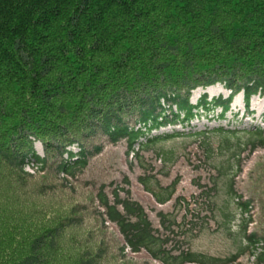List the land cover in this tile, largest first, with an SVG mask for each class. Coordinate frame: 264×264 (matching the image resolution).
<instances>
[{
  "label": "trees",
  "instance_id": "16d2710c",
  "mask_svg": "<svg viewBox=\"0 0 264 264\" xmlns=\"http://www.w3.org/2000/svg\"><path fill=\"white\" fill-rule=\"evenodd\" d=\"M215 81L226 97L201 94L189 103L190 90ZM240 91L245 114L250 95L264 96V0H0V188L22 191L53 169L58 183L91 173L99 180L95 187L83 181L91 210L120 252H144L158 264H264V132H242L231 154L237 172L228 171L231 161L224 169L206 163L203 153L197 163L203 142L192 140L170 161L161 142L178 133L147 137L188 122L198 107L216 105L223 117ZM73 142L77 151H65ZM36 160L35 176L22 170ZM243 165L248 174L240 181ZM222 171L231 174L219 208L215 177ZM75 200L67 212L82 209ZM0 207V264H48L60 223L37 236L28 218L6 223ZM232 222L234 253L209 259L189 250L192 234L228 231Z\"/></svg>",
  "mask_w": 264,
  "mask_h": 264
},
{
  "label": "rangeland",
  "instance_id": "374dc122",
  "mask_svg": "<svg viewBox=\"0 0 264 264\" xmlns=\"http://www.w3.org/2000/svg\"><path fill=\"white\" fill-rule=\"evenodd\" d=\"M221 85L222 83L215 81L205 87L198 86L193 88L189 91V103L195 104L201 94H206L207 100L217 95L226 97L229 91ZM192 111L195 116L188 122L176 123L173 128L160 130L157 133V135L178 133V135L169 137L161 142L162 149L170 161L185 152L184 146L191 144L192 140H197L203 143L202 148L200 147L199 149V145H197L198 149L197 147L195 148L197 150L195 161L198 163L203 158V153L206 163L216 168L220 169L222 167L224 169L227 168L226 163L231 161V154L234 152L235 147L244 141L243 131L258 129L264 132V96L258 94L250 95L248 101L249 113L247 114L244 112L241 91L232 97L223 117L218 116L220 108L216 105L209 107L207 110L203 107H198ZM233 129H238L239 131L235 133L232 131ZM157 130L159 129L157 128ZM151 134L148 133V135ZM32 144L38 158H44L42 146H39L41 143L35 139ZM140 147L138 146V148ZM77 148L78 146L73 142L66 145L64 149L65 151L76 152ZM201 149L203 150L200 151ZM66 156L67 154L63 153L61 157L65 160ZM260 159H264L263 154L259 155ZM158 162L159 160H157ZM27 163L28 165L22 166V170L29 175H34L38 171V167L41 166V163L37 160ZM51 164V167L54 166L53 163ZM233 164L235 165L231 161L228 171L232 172L234 170L233 172H237V169L235 171L233 168ZM248 165L250 166L249 168L252 167V163H248ZM259 168H263V166H259ZM240 172L242 174L240 181L243 178L246 180L243 175L245 173L248 174V172L244 165ZM230 174L228 172L225 174L222 171L220 175L215 177L216 196L214 202L217 203L219 208H222V201L226 198L225 192L227 191V180ZM45 176L44 178L41 175L39 177L35 176L33 182L28 183L26 186L24 185L22 191H15L13 185L1 187L0 205L3 206L1 216L3 214L6 219H9L4 220L6 223H13L17 219L24 223L22 218H28L29 223L34 228L33 233L35 231L36 233L34 234H37V236L45 233V228L53 222L60 223L61 227L57 229L54 235L56 246L50 250L48 264H87L88 258H91L94 254L95 257L92 259H94L96 264H158L153 260L151 261L144 252L130 254L127 250H124V252L119 251L117 238L112 236L111 231L105 229L108 227L104 226L107 223L102 224L97 213H94L95 210H91L93 205L91 201L93 198L92 192L85 188L86 183L83 181L89 180L90 183L95 184L93 185L95 187L99 184L96 175L88 173L67 183H58L61 175H56L54 169L52 174H45ZM188 182V176L182 174L181 188H188ZM56 184H61L67 188L70 187L71 190L64 192ZM137 190L134 188L133 192L135 195L138 193L137 197L140 200H148L147 197H144ZM74 198H76L74 202L82 203V209L81 207L78 208L77 213L69 210L67 212V208L72 205L70 202ZM86 205L88 208L85 207ZM228 207L232 209L230 204H228ZM22 210H30L31 213L21 212ZM221 219L220 212L219 221ZM6 223L2 228L6 226ZM231 225V231L229 229L228 231L224 230L223 227L216 231L204 228L203 231L192 234L188 240L189 250L196 255H202L201 257L209 259H222L234 253L237 246L235 241L237 230H235V222H232ZM102 227L104 229H101Z\"/></svg>",
  "mask_w": 264,
  "mask_h": 264
},
{
  "label": "built area",
  "instance_id": "2783aa9c",
  "mask_svg": "<svg viewBox=\"0 0 264 264\" xmlns=\"http://www.w3.org/2000/svg\"><path fill=\"white\" fill-rule=\"evenodd\" d=\"M143 140H144L143 138H140L138 141H136V142L133 144V149H134V150H137L138 145H139V142H140V141H143ZM133 152H134V151L130 152V153H129V156H131V155L133 154ZM30 162H31V161H30ZM25 165H28V163L25 164ZM26 167H27V166H26ZM259 251H260L259 246H257L255 249H253V250H252V254L249 256V260H253L254 257L256 256V254H257Z\"/></svg>",
  "mask_w": 264,
  "mask_h": 264
},
{
  "label": "bare ground",
  "instance_id": "6f19581e",
  "mask_svg": "<svg viewBox=\"0 0 264 264\" xmlns=\"http://www.w3.org/2000/svg\"><path fill=\"white\" fill-rule=\"evenodd\" d=\"M131 156H132V155H131ZM131 156H130V157H131Z\"/></svg>",
  "mask_w": 264,
  "mask_h": 264
}]
</instances>
